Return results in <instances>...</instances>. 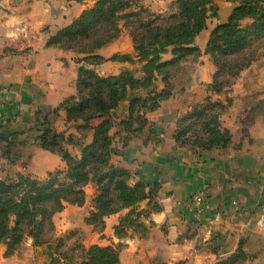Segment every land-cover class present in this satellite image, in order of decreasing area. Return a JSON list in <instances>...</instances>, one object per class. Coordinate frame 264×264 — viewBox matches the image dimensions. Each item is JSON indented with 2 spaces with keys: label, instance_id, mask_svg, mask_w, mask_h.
I'll list each match as a JSON object with an SVG mask.
<instances>
[{
  "label": "crops",
  "instance_id": "crops-1",
  "mask_svg": "<svg viewBox=\"0 0 264 264\" xmlns=\"http://www.w3.org/2000/svg\"><path fill=\"white\" fill-rule=\"evenodd\" d=\"M155 13H162L167 3L149 0ZM172 1L173 0H168ZM218 15L208 20V28L196 38V45L205 50L212 31L225 24L235 5L228 0H214ZM86 7L68 0H2L0 2V138L7 137L21 146L23 156L7 165L1 158L0 180L27 174L43 179L49 172L65 170L61 157L41 149L35 142L39 136L35 127L47 122L59 132L68 123L63 111L55 112L66 99L76 96L78 64L76 52L47 47L44 30L52 34L69 25ZM73 13L75 15L73 16ZM110 59L114 55H134L129 31L100 50ZM129 63L108 62L99 69L103 77L116 76ZM216 71L211 57L202 56L196 64H187L174 80V96L161 107L147 114L148 126L139 136L126 142L127 134L120 122L127 119L130 105L146 98L152 90L132 91L116 108L114 162L133 174L131 184L140 181L159 184L156 202L160 209L151 211L147 200L139 209L152 212L145 220L147 235L129 232L118 238L115 228L130 212L124 210L105 218V228L95 230L86 224L93 211L97 194L95 184L86 186V202L82 207L67 205L55 218L56 240L44 247L23 241L11 257L7 247L0 245V264H52L58 240L70 232H79L82 244L109 247L123 245L121 264H215L229 258L242 246L248 253L247 264H264V121L259 120L250 131L252 142L243 140L238 118L244 110L242 98L262 91L264 98V52L258 62L242 73L233 88L215 100L227 104L224 125L233 134V143L226 149L198 153L175 141L178 119L192 106L207 97L206 85ZM160 90L163 84H159ZM100 121L94 122L98 125ZM72 152L80 156L82 148ZM205 185L210 188V212L201 222L194 217L188 201ZM264 226V224H263Z\"/></svg>",
  "mask_w": 264,
  "mask_h": 264
},
{
  "label": "trees",
  "instance_id": "trees-1",
  "mask_svg": "<svg viewBox=\"0 0 264 264\" xmlns=\"http://www.w3.org/2000/svg\"><path fill=\"white\" fill-rule=\"evenodd\" d=\"M70 1L94 4L56 33L52 34L49 28L43 31L47 47L81 55L76 59L77 94L55 111L66 114L69 126L63 132L47 122H38L35 127L39 134L36 144L61 157L66 168L49 172L43 179L21 174L0 180V245L7 247V257L21 248L27 235L33 236L36 247L54 242L55 216L67 205L82 207L89 184L96 185L97 194L86 224L102 231L106 217L128 209L130 212L115 228L116 236L125 238L132 230L147 235L145 220L152 212L140 210L139 205L155 200L159 184L140 181L132 185L131 171L114 162L112 112L130 92L153 90L148 97L134 100L129 117L119 123L127 134L126 142L141 135L149 123L147 114L174 96V80L184 67L208 55L216 68L207 85L208 96L178 119L174 138L198 153L226 149L233 143V134L222 118L233 100L228 99L226 104L215 97L228 93L264 52V0H228L235 8L229 20L212 31L204 51L196 45V38L208 28V20L218 15L214 0H173L168 14L153 12L143 5V0ZM122 27L130 33L135 54H118L110 59L100 56L102 48L121 36ZM108 61L137 68L103 77L97 68ZM158 82L164 88L154 92ZM262 95V91H254L242 98L244 110L238 122L243 140L252 142L251 128L259 120L264 121ZM96 121H100L98 125H94ZM78 147L82 148L80 156L72 152ZM0 152L10 166L23 156L21 146L7 137L0 138ZM151 208L155 212L160 206L153 202ZM123 247L119 244L87 249L79 234L71 233L58 240L52 264H121ZM248 260V253L241 246L235 254L215 264H247Z\"/></svg>",
  "mask_w": 264,
  "mask_h": 264
},
{
  "label": "built area",
  "instance_id": "built-area-1",
  "mask_svg": "<svg viewBox=\"0 0 264 264\" xmlns=\"http://www.w3.org/2000/svg\"><path fill=\"white\" fill-rule=\"evenodd\" d=\"M26 170V169H25ZM210 188L205 185L197 194H195L189 201L188 207L191 210H194V217L197 222L201 223L211 210L210 208ZM263 226V224H261ZM24 241L34 245L33 236L27 235L24 238Z\"/></svg>",
  "mask_w": 264,
  "mask_h": 264
},
{
  "label": "rangeland",
  "instance_id": "rangeland-1",
  "mask_svg": "<svg viewBox=\"0 0 264 264\" xmlns=\"http://www.w3.org/2000/svg\"><path fill=\"white\" fill-rule=\"evenodd\" d=\"M68 1H70V0H68ZM153 1V3L155 2L154 0H152ZM158 1H164L165 3H167V5H166V8H165V10L164 11H162V13H160V14H168V13H170V8H171V5H172V1L170 2V1H168V0H158ZM73 2V1H72ZM78 4V3H77ZM94 4V1H89V2H87V3H85V4H79V5H84L85 7H86V9L87 8H89V7H91L92 5ZM143 5L144 6H146V7H148L149 9H151V4H150V1L149 0H143ZM85 9V10H86ZM151 10H153V9H151ZM154 12V11H153ZM75 15V13H73V16ZM123 29H124V27H123ZM129 36H130V33H129ZM130 38H131V36H130ZM132 39V38H131ZM98 54L100 55V56H102V57H104L103 55H101V53H100V51L98 52ZM78 55V54H77ZM120 55V54H119ZM80 57H81V55H79ZM104 58H106V57H104ZM106 59H108V58H106ZM108 62H111V61H108ZM108 62H106V63H108ZM106 63H104V64H106ZM104 64H102V65H104ZM102 65L100 66V67H102ZM130 66L131 67H128V68H125V69H136L137 68V66H134V65H131L130 64ZM100 67H98L97 68V72L99 71V69H100ZM124 69V70H125ZM123 71V70H122ZM121 71V72H122ZM120 72V73H121ZM99 73V72H98ZM159 82H158V84L156 85V87H155V91L154 92H157V91H161L164 87H162V89L160 90V87H159ZM206 89H207V85H206ZM153 91V90H152ZM207 96H208V94H207ZM224 103V102H223ZM62 171V170H61ZM23 173H24V175H27V176H29L28 174H27V170H25L24 169V167H23ZM261 224H264V220H261ZM262 227H264V226H262ZM57 228V227H56ZM71 233H79V232H70L69 234H71ZM69 234H67V235H65L64 237H61L60 239H63V238H66L67 236H69ZM154 264V263H153Z\"/></svg>",
  "mask_w": 264,
  "mask_h": 264
}]
</instances>
